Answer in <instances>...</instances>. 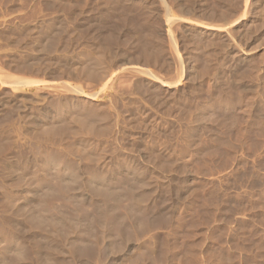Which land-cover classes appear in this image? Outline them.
Listing matches in <instances>:
<instances>
[{
	"label": "rangeland",
	"instance_id": "rangeland-1",
	"mask_svg": "<svg viewBox=\"0 0 264 264\" xmlns=\"http://www.w3.org/2000/svg\"><path fill=\"white\" fill-rule=\"evenodd\" d=\"M0 264H264V0H0Z\"/></svg>",
	"mask_w": 264,
	"mask_h": 264
},
{
	"label": "bare ground",
	"instance_id": "bare-ground-1",
	"mask_svg": "<svg viewBox=\"0 0 264 264\" xmlns=\"http://www.w3.org/2000/svg\"><path fill=\"white\" fill-rule=\"evenodd\" d=\"M201 26H202V27H206L205 25L203 26V24H201ZM202 27H201V28H202ZM213 27H214V26H212V28H211V26H210L209 28H210V29H214ZM206 28H208V27H206ZM215 29L217 30L216 27H215ZM128 66H129V65H128ZM130 67L133 68V69L136 68V67L134 68V66H131V65L129 66V68H130ZM138 69H139V67H138ZM122 70H123V69H122ZM138 71H139V70H138ZM142 72H143V71H142ZM144 74H146V73H144ZM147 77H149V76H147ZM152 78H153V77H152ZM149 79H150V78H149ZM150 80L153 82V79H150ZM154 80H156V79H154ZM3 83H4V82H3ZM29 83L36 84L37 81H32V80H31ZM4 84H5V83H4ZM6 84H7V83H6ZM161 84H162V82H161ZM164 85H165V84H164ZM74 91H75V90H74ZM79 91H80V90H79ZM79 91H77V92H79ZM79 94H81V93H79ZM86 96H87L88 98H90V99H94V97H93L91 94H88V95H86ZM92 187H95V186H92ZM92 189H93V188H92ZM98 189H99V188H98ZM94 191H96V190H94ZM49 207H50V206H49ZM28 214H30V213H28ZM34 218H35V217H34ZM37 219H38V218H37ZM34 220H35V219H34ZM35 222H36V221H35ZM38 223H39V222H38ZM53 225H54V224H53ZM50 226H51V225H50ZM67 232H68V231H67ZM71 239H72V238H71ZM79 240H80V239H79ZM70 241H71V240H70ZM77 241H78V240H77ZM71 242H72V241H71ZM75 242H76V241H75ZM85 244H86V243H85ZM86 245H88V244H86ZM83 246H84V245H83ZM83 246H82V247H83ZM87 247H88V246H87ZM76 249H77V248H76ZM88 249H89V248H88ZM83 250H84V248H83ZM20 252H21V251H20ZM17 254H18V253H17ZM19 254H22V253H19ZM17 256H22V255H17Z\"/></svg>",
	"mask_w": 264,
	"mask_h": 264
}]
</instances>
